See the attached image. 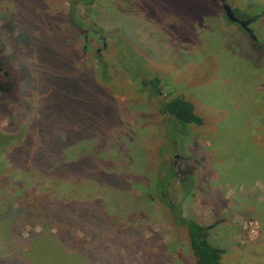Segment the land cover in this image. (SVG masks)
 Listing matches in <instances>:
<instances>
[{"label": "rangeland", "instance_id": "obj_1", "mask_svg": "<svg viewBox=\"0 0 264 264\" xmlns=\"http://www.w3.org/2000/svg\"><path fill=\"white\" fill-rule=\"evenodd\" d=\"M72 2L0 0L3 42L11 43L2 20L27 14L28 22L36 25L38 47L25 52L18 48L14 55L22 57V66L40 70L42 80L57 83L53 107H44L35 120L44 132L36 137L51 141L57 136L74 146V156L83 154L89 143L102 151L105 169L112 159L109 165L120 173L134 169L143 182L135 186V211L130 216L134 223L129 226L133 234L126 236L133 237L131 245L147 239L146 243L155 244L153 252L164 248L169 264L195 261L187 229L175 224L173 211L159 198L153 205L150 194L160 176L165 119L158 113L159 100L150 101V90L132 81L148 74L143 68L147 65L163 82L161 101L183 97L204 119L203 126L191 129L190 137L180 134L164 155V166L181 174L172 179L170 201L182 208L186 218L211 227L210 243L223 251L225 264H264V0H97L91 7L80 6V20L102 30L106 38L98 34L87 38L73 28L68 20ZM223 4L230 5L242 21L256 18L248 27L259 43L226 18ZM93 27L89 26L90 32ZM108 34H119L132 44L139 54L134 62L141 66L127 62L115 44L107 50L113 42ZM7 58V63L0 60L2 82L16 71L11 56ZM82 73L99 84L98 91L85 86L96 94L72 92ZM110 105L112 112L106 111ZM108 127L112 133L99 132ZM4 130L10 135L16 131L11 127ZM127 160L132 165L127 166ZM106 176L110 177L109 171ZM8 192L2 167L1 206L7 207ZM38 201L31 198V203ZM19 206L15 202L13 207L20 210ZM30 207L27 214L16 217L26 235L43 229L37 208ZM118 219L110 216L113 227ZM83 232L80 229L78 238H83ZM137 245L142 253L144 246Z\"/></svg>", "mask_w": 264, "mask_h": 264}, {"label": "trees", "instance_id": "obj_2", "mask_svg": "<svg viewBox=\"0 0 264 264\" xmlns=\"http://www.w3.org/2000/svg\"><path fill=\"white\" fill-rule=\"evenodd\" d=\"M96 1L74 0L68 20L74 29L87 38L94 34L106 38L102 30L79 18V7H91ZM23 3H26V0H23ZM222 7L224 9V4ZM224 13L229 20L225 10ZM26 15L10 16L2 20L5 37L11 43H4V37L0 35V60L7 63L10 59L6 57L11 56L12 66L16 67L15 74L7 76L4 82L0 80V168H4L5 180L9 186L6 199L9 203L4 202L7 207L0 204V237L5 238L0 241V264H169L164 248L160 247L153 252L151 247L155 244L146 243L147 239L145 242L140 239L134 241L135 246L131 245L133 237H126L133 234L129 226L134 223L131 222L130 216L135 211V186L139 187L143 182L134 169V172L127 170L126 173H120L114 165H109L114 162L113 159L107 161L105 169L102 167L104 156H100L102 151H97L95 146L89 143L85 144L88 146L83 154L74 156V146L58 139L57 136L52 137L51 141L46 137H36V133L43 136L44 132L37 128L39 122L35 120L42 116L44 107H53V98L57 100L58 88L55 81L39 78L40 70H31L29 64L22 66V57L18 59L14 55L18 48L25 52L35 51L38 47L34 40L36 25L33 21L28 22ZM89 26L94 28L92 32ZM108 36L113 42L109 43L107 50L115 44L127 62L137 68L141 66L134 62L139 54L133 50L132 44L123 41L119 34ZM251 41L259 43L252 35ZM143 68L148 70V74L139 75V78L136 77L132 81L150 90V101L159 100L158 113L165 119L162 138L164 143L159 151L160 176L157 178L158 185H155V181L154 186L151 185L152 191L150 189L153 205H156V198H159L173 211L175 224L187 229L189 246L195 260L190 264H225L222 261L223 251L210 243L211 227L202 226L186 218L182 208L170 201L172 179L178 175L180 177L181 174H177L173 167L164 166V155L172 150L171 145L181 135L190 137L191 129L203 126L204 119L197 114L193 103L183 97L170 96L171 98L161 101L159 95L163 82L150 73L147 65ZM103 72L107 74L105 69ZM33 75L36 77L32 78ZM79 75L81 78H77V89L72 92L79 95L80 90L87 91L88 95L96 94L88 91L86 85H92V90L93 87L96 91L100 90L96 81H90L91 76L84 73ZM50 78L52 80L53 77ZM36 92L41 95L36 96ZM113 110L111 105L106 109L110 112ZM108 115L110 117L111 113ZM10 127L13 131L16 130L14 135L4 133V129ZM108 129L109 127L101 128L99 132L112 133V129ZM11 147L16 149L12 151ZM125 164L132 165L130 160ZM107 170L110 177L106 176ZM145 178L150 182L149 176ZM49 183L53 186L50 187ZM48 193L50 196L46 197ZM33 196L39 200L37 204L31 203ZM15 202L20 204V210L14 209ZM30 205H33L34 209L37 208L43 229L26 235L20 231L16 217L20 213L27 214L31 210ZM111 215L119 218L115 227L110 222ZM128 220L130 222H127ZM80 229L84 231L83 238H78ZM137 242L144 246L142 253L139 252ZM153 259L155 263L152 262Z\"/></svg>", "mask_w": 264, "mask_h": 264}, {"label": "water", "instance_id": "obj_3", "mask_svg": "<svg viewBox=\"0 0 264 264\" xmlns=\"http://www.w3.org/2000/svg\"><path fill=\"white\" fill-rule=\"evenodd\" d=\"M224 10H225L226 15L229 18V20L234 22V23H239V25L241 24V26H243L245 24L249 25V23L252 22V20H250L248 22L240 21L239 18L236 17V15L233 12V9H232V7L230 5L224 4Z\"/></svg>", "mask_w": 264, "mask_h": 264}, {"label": "flooded vegetation", "instance_id": "obj_4", "mask_svg": "<svg viewBox=\"0 0 264 264\" xmlns=\"http://www.w3.org/2000/svg\"><path fill=\"white\" fill-rule=\"evenodd\" d=\"M234 12V11H233ZM236 15V14H235ZM236 17H237V15H236ZM238 18V17H237ZM240 20V19H239ZM250 20H252V22L251 23H249V24H252L253 22H255L256 21V18H250V19H247L246 21H243V22H248V21H250ZM240 21H242V20H240ZM236 24H238L239 25V23H236ZM249 25H247V24H245V25H243V26H241V24L239 25V27L240 28H242L246 33H248V34H250V35H252L251 33H252V30L251 29H249V27H248ZM253 36V35H252ZM254 37V36H253Z\"/></svg>", "mask_w": 264, "mask_h": 264}]
</instances>
